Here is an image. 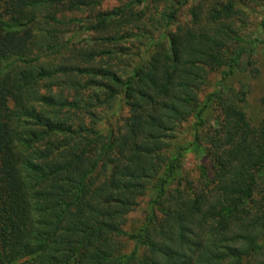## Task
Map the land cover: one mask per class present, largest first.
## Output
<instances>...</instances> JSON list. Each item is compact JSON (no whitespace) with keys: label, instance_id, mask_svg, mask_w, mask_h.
Segmentation results:
<instances>
[{"label":"trees","instance_id":"1","mask_svg":"<svg viewBox=\"0 0 264 264\" xmlns=\"http://www.w3.org/2000/svg\"><path fill=\"white\" fill-rule=\"evenodd\" d=\"M102 1L0 0V264H264V117L247 122L248 83L230 93L223 84L264 40L240 37L224 17L235 3L255 10L264 0L192 7L198 32L181 34L167 28L188 0H153L164 4L160 16L127 30L146 48L129 71L94 65L104 51L58 37L78 20L59 18L58 6ZM124 13L95 12L88 29L120 25ZM260 26L264 34V18ZM129 49L105 54L119 62ZM64 51L85 63L46 66ZM215 69L221 79L200 99L202 72ZM115 98L128 116L104 132L92 108ZM189 121L192 139L181 143ZM194 151L209 160L195 178L183 166ZM141 203V217L129 218Z\"/></svg>","mask_w":264,"mask_h":264},{"label":"rangeland","instance_id":"2","mask_svg":"<svg viewBox=\"0 0 264 264\" xmlns=\"http://www.w3.org/2000/svg\"><path fill=\"white\" fill-rule=\"evenodd\" d=\"M226 1L227 0H224V2ZM211 2H213V0H188L186 3L179 6L175 21H173V24L167 29L171 32H177V34H181L182 30H187L188 28H192L196 30L195 32H198L197 27L190 23V9L194 7L196 11H200V9L206 10L208 4ZM174 6H176V3H174ZM115 7L124 9L126 20L123 23L117 25L114 21L112 25L106 29H88L89 25H93L97 22L96 14H94L95 12L108 11ZM162 7H164V4H160L153 0H103L99 5L94 7H83L77 10H69L67 4H64L56 8L58 11L56 15L64 21L68 19L73 20L75 18L78 20L69 22L64 30L58 33V37L60 40L62 37L64 40H70V43L76 47L86 50L94 49L97 51H104L103 55H101L103 59L98 60L100 56H96L95 60L92 61L94 65L100 63L105 66H111L113 69L129 71L136 64L145 61L146 48L139 44V35H132L127 30L131 28L133 29L132 32L134 31L133 33H135L136 31L138 32L137 29L139 27L149 25L150 22L148 20L151 17H159L160 13L155 11L161 10ZM254 7L255 10L246 8L242 4L235 3L231 17H224V24H228L232 29H235L240 37H244L248 40L253 38L262 39L264 34L260 23L264 18V6ZM121 31L126 32V37L123 39L116 41L105 39L107 35L121 33ZM115 44L130 47L128 52L124 54L123 60L119 62V59L110 60L105 54L107 49L111 50L113 53ZM70 62L79 65L85 63L75 59V56L72 53L69 54L67 51L62 52V54H53L45 61L46 66ZM202 75L203 77L199 82L198 91L200 99H203L207 92L216 88L221 79L220 72L216 69L206 71L205 73L202 72ZM84 78H80V81H84ZM243 83H248L249 89L246 103H244L247 122L250 126H256L264 117V106L260 101L261 98L264 97V40L261 43H257V46L252 49L250 56L244 55L241 58L238 68L223 80L227 93H230V91H237ZM94 89L88 88L83 90V93H92ZM57 90L59 89L57 88ZM40 91L44 92L43 89ZM92 110L96 113V126L104 132L109 129H117L122 125L124 118L128 116L127 107L120 103L118 98H115L108 106L107 104L102 105L98 103ZM217 114L218 112L212 113V111L207 113L205 116V127L199 129L201 142L204 145L207 143L206 135L210 134V131L216 128L214 116ZM86 121L89 122L90 119ZM178 131L177 139L181 143L190 141L192 139L191 121L183 123ZM183 164L184 171L187 172L189 176L195 178L199 174L197 167L200 165L209 166V160L204 154L194 151L186 154ZM142 207L143 203L140 204V207L131 212L128 217L134 220L139 219L141 217Z\"/></svg>","mask_w":264,"mask_h":264}]
</instances>
